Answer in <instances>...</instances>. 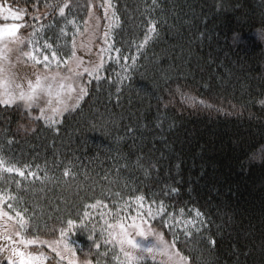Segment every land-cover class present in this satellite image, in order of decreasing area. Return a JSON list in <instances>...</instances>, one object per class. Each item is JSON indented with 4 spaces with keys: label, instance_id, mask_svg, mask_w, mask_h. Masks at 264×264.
<instances>
[{
    "label": "trees",
    "instance_id": "trees-1",
    "mask_svg": "<svg viewBox=\"0 0 264 264\" xmlns=\"http://www.w3.org/2000/svg\"><path fill=\"white\" fill-rule=\"evenodd\" d=\"M71 2L83 6L74 9L82 29L89 3L102 14L99 5L103 0ZM111 3L117 25L111 31L110 41L123 55H135V43L142 37L141 13L151 0ZM0 4L16 6L13 0H0ZM160 4L164 10L160 18L167 23L161 25L159 39L144 50L135 69L128 73L131 79L124 81L119 102L115 87L110 85L122 73L124 62L114 60L104 67L101 86L97 88L95 81L89 85L90 95L81 102V109L65 113L59 135L44 129L42 121L33 123L23 109L0 111V158L6 166L15 164L23 168L28 164L26 176L31 170L43 178L47 171L51 178L42 182L31 176L24 179L15 173H4L14 179L10 183L0 182V192L15 196L16 201L7 202L18 210L29 209L26 220L35 211L42 240L58 239L60 227L67 228V219H74L76 226L69 235L79 264L90 248L96 251L89 236L99 235L105 219L109 224L122 220L130 226L132 217L137 215L134 199L128 208L122 207V201L120 205L114 204L111 197L103 201L107 207L95 209L79 208L80 201L85 193L92 196L89 188L99 198L102 184L121 191L124 200H129L131 193L122 189L118 180L109 185L102 177L107 172L110 180L117 179L113 159L117 149L133 161L137 155H143L156 168L147 177L133 171V187L144 193L159 191L165 185L177 187L179 194L166 203L200 208L211 221L205 235H211L217 243L211 252L200 245L205 260L214 264H264V110L251 102L264 92V39L258 35L259 22L264 18V0H160ZM154 15H160L159 9ZM68 27L71 32V25ZM200 33L205 36L200 38ZM237 33L240 40L234 42ZM127 63L131 65V60ZM165 76L169 77L167 82ZM178 86L195 97L196 103L185 102L175 94ZM157 97H163L165 103L171 101L164 112L163 131L155 127L161 114L157 109L162 107ZM200 100L223 105L228 114L206 109ZM228 101L236 105L235 109ZM126 125L137 129L134 137L124 135ZM33 127L34 133L30 130ZM117 136L123 137L118 143ZM69 161L74 165L72 171L77 173L75 181L62 176ZM78 187L80 199L75 195ZM150 203L146 196L144 205ZM69 205L77 206L80 217L75 213L69 215ZM4 209L7 211L6 205ZM84 210L89 211V217L83 218ZM101 213L106 214L104 219ZM93 224L97 225L95 232L90 231ZM149 224L162 231L166 239H172L171 230L159 216ZM53 225L55 236L48 234ZM1 229L0 225V233L4 231ZM173 230L181 232L180 227ZM135 237L144 244L153 238ZM40 248L30 246L28 250L45 253L46 249ZM191 248L192 245L184 246V237L180 235L177 249L187 254ZM115 251L123 260L119 246ZM7 257L8 254H0V259ZM105 259L118 264L111 253ZM48 261L55 264L51 256ZM160 261L159 255L155 261L149 256L139 264Z\"/></svg>",
    "mask_w": 264,
    "mask_h": 264
},
{
    "label": "snow or ice",
    "instance_id": "snow-or-ice-1",
    "mask_svg": "<svg viewBox=\"0 0 264 264\" xmlns=\"http://www.w3.org/2000/svg\"><path fill=\"white\" fill-rule=\"evenodd\" d=\"M13 3L15 7L12 4L7 7L0 4V111L23 109L33 123L42 121L44 129L54 131L57 135L60 133L59 124L63 122L65 113L79 111L81 102L90 95L89 85L95 81L97 88L101 86V81L105 78L100 73L104 69L106 59L124 62L122 73L118 74L116 80L110 85L115 87L116 99L119 102L124 81L131 79L128 73L135 69L144 50L159 39L161 25L167 23L166 19L160 18L164 14L160 0H151V4L141 13L143 17L140 21L142 37L135 43V55H123L121 49L115 47L114 42L109 41V31L105 30L103 42L93 57L92 46L100 41V38L96 36L99 25L92 24L91 30L89 28V21L93 19L94 5L91 3L87 5L88 18L83 21L82 29L77 22L78 14L74 9L83 6L73 4L71 0H56L55 3H49L48 0H13ZM99 7L104 10L103 19L108 20L109 10L113 7L111 0H104ZM158 9L160 15H154ZM111 16L116 17V12L113 11ZM95 19L99 20L100 17H95ZM259 24L258 35L264 39V18ZM69 25H71V32H69ZM85 32H90L87 42L81 40L77 43V36H83ZM204 36V33L199 34L200 38ZM239 40L240 36L237 33L233 36V41L238 42ZM113 52L116 53L115 57L112 56ZM86 57L87 62H85ZM129 60H131V65L127 63ZM163 79L167 82L169 77L165 76ZM175 94H179L185 102L196 103V98L181 91L179 86ZM170 95L173 94L170 93ZM157 100L158 105L162 107L157 109L161 114L157 116L158 122L155 127L163 131V121L166 119L164 112L171 101L165 103L163 97H157ZM251 102L258 104L264 110V92ZM199 103L206 109L223 111L228 114L223 105L216 106L204 100H200ZM228 103L231 108L235 109L236 105L231 101ZM100 118L106 119L104 116ZM124 127L125 136H135L137 129L134 126ZM30 130L33 133L36 131L34 127ZM122 139V136L115 137L117 143ZM8 142L11 143V141ZM113 159L117 179L110 180L109 173L106 172L102 180L108 181L109 185L115 184L118 180L120 187L131 193L129 200H124L121 191H113L111 187H105L102 184L98 194L99 198H97V193L89 188L88 191L92 192V196L85 193L78 207L82 209L107 207L103 201L111 197L114 204L120 205L122 201V207L128 208L134 199L137 215L132 217V223L127 227L122 220L116 224H109L105 219L104 224L100 225L99 235L95 238L92 235L89 236L96 251L93 252L90 248L79 264H102V261L104 264H110L105 259L109 253L118 264H139L149 256L155 261L157 255L161 257L160 264H214L212 261L205 260L203 252L199 251L200 245L203 244L205 250L211 252L217 243L211 235H205L209 232L208 224L211 223L206 219V214L200 208L188 209L186 204L179 206L166 203L167 200L174 199V195L179 194L177 187L165 185L159 191L149 193L142 192L139 187H133L134 181L131 175L133 171L138 170L147 177L156 168V164L150 158L137 155L133 161L130 156L123 155L117 149ZM73 167L74 165L69 161L62 176L75 181L77 173L72 171ZM29 168L28 164H24L23 168L15 164L6 166L4 159L0 158V182L10 183L14 179L11 175L4 176V173H15L24 179L31 176L42 182L51 179L47 171L43 178L31 170L27 171L26 176L25 169ZM121 173H129V175L121 176ZM84 175L86 179L89 178L86 171ZM16 183L19 186L20 182L16 181ZM80 191L78 187L75 194L76 199H80ZM146 196L151 200L147 208L144 205ZM16 199L15 196H6L0 192V221L5 222V230L0 233V240L3 241V244H0V254H8L7 264H46V262L51 264L44 252L28 250L29 246L36 244L48 246L55 254L53 257L55 264H61L65 260L67 264H77L76 251L67 239L68 233L76 226V221L67 219V228L60 227L58 239L42 240L35 211L33 210L32 216L26 220L25 216L29 209L18 210L13 203L7 202L16 201ZM89 199L94 200V203H86ZM5 205L7 211L4 209ZM69 208L70 216L75 213L77 217H80L77 206L69 205ZM89 215V211H83V218ZM100 215L101 219H104L106 214L101 213ZM118 216L119 212H117ZM145 216L152 220L159 216L162 224L171 230L172 239H166L162 231H157L150 224L145 228L143 225L148 224ZM138 219L140 223H137ZM96 227L97 225L93 224L90 231L95 232ZM129 227L132 229L131 232L128 230ZM177 227H180V233L173 230ZM55 233L56 226L53 225L48 234L55 236ZM133 233L145 240L149 237H154V240L144 244L132 238ZM180 235L184 237L185 247L192 245L187 254L177 249ZM108 245L112 247L109 248ZM117 246H119V253L123 255V260L115 251ZM102 247L103 251H101Z\"/></svg>",
    "mask_w": 264,
    "mask_h": 264
},
{
    "label": "rangeland",
    "instance_id": "rangeland-1",
    "mask_svg": "<svg viewBox=\"0 0 264 264\" xmlns=\"http://www.w3.org/2000/svg\"><path fill=\"white\" fill-rule=\"evenodd\" d=\"M103 3H104V0H103ZM113 11H115V10L112 7V9L109 10V19L108 20H105V19H103V17H104V10H103V8H102V14H99L94 8H92L93 19L89 21V28L91 30V25L92 24H98L99 27H98V29L96 31V36L100 38L99 43H94L93 46H92L93 47V52H92L93 57H95L96 51L99 49V47L101 46V44L103 42V33H104V31L105 30H108L109 31V41H110L111 31H112L113 27H115L117 25L116 17L113 18L111 16V13ZM95 17H100V19L99 20H96ZM89 34H90V32H85L83 36H77V43H80L81 40L87 42L88 37H89ZM81 54H83V53H81ZM115 55H116V53L113 52L112 53V56L115 57ZM111 61H114V59L111 60ZM111 61H109V60L106 59L105 60V66L108 65ZM85 62H87V57H86V61ZM102 71H101V73H102ZM101 73H100V75H101ZM147 205H149V204H147ZM147 205H145V208H147ZM134 211H135L134 214L137 213V209H135ZM134 214H132V215H134ZM132 215H130V216H132ZM145 219H148V218L146 217ZM151 220L152 219H148V224L151 223ZM137 223H140L139 219L137 220ZM0 225L2 226V229L1 230H5V222L4 221H0ZM143 226L145 228L148 227L147 224L146 225H143ZM128 230L131 232L130 229H128ZM134 237H135V233H133L132 238H134ZM67 239H68V241L70 243L71 242V238H70L69 233H68ZM153 240H154V237L151 239L150 243L153 242ZM70 245H71V243H70ZM31 246H36V247H39V248L40 247H44L46 249L45 250V255L48 257V259H50V256L51 257H54V255H55L54 253L51 252V250L48 248V246L46 244L43 245V246H41L40 244L31 245ZM40 249L43 250L42 248H40ZM0 261H2V263L0 262V264H7V258H2V259H0ZM63 262L67 264V260H65Z\"/></svg>",
    "mask_w": 264,
    "mask_h": 264
},
{
    "label": "flooded vegetation",
    "instance_id": "flooded-vegetation-1",
    "mask_svg": "<svg viewBox=\"0 0 264 264\" xmlns=\"http://www.w3.org/2000/svg\"><path fill=\"white\" fill-rule=\"evenodd\" d=\"M5 254H7V253H5ZM1 263H2V261H0Z\"/></svg>",
    "mask_w": 264,
    "mask_h": 264
}]
</instances>
